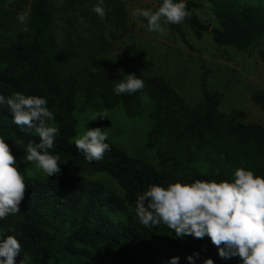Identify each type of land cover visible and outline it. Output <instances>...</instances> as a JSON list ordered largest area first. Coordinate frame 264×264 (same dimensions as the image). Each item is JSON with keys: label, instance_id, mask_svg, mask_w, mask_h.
<instances>
[{"label": "trees", "instance_id": "obj_1", "mask_svg": "<svg viewBox=\"0 0 264 264\" xmlns=\"http://www.w3.org/2000/svg\"><path fill=\"white\" fill-rule=\"evenodd\" d=\"M0 1L9 6L0 10V28L9 30L25 0ZM75 1L66 0L65 5L75 9ZM156 2L159 6L162 0ZM186 2L192 16L184 22L197 38L210 30L215 44L246 51L264 36V0H208L214 26L199 20L194 0ZM97 3L94 0L80 10L97 31L94 39H86L70 26L66 43L58 51L50 29L48 0H32L26 25L0 46V94L19 91L48 101L58 129L55 146L49 151L59 155L61 168L56 178L25 177L21 210L0 220V234H12L21 242L17 264L25 255L30 257L28 264H169L176 256L178 264H189L186 257L193 252L200 253L196 264L204 258H212L214 264H240L239 257L221 259L208 237L181 240L163 224L145 228L138 222L135 201L152 183L230 180L240 166L264 176V127L244 122L242 110L220 111L218 93L205 90L203 101L189 106L162 78L149 77L141 68L130 73L143 79L144 88L133 94H115L114 80L123 78L122 65L98 54L108 39L122 36L126 11L121 0H103V22L92 11ZM171 25L184 40L180 27ZM25 26L27 33L22 30ZM258 53L264 63V49ZM74 56L80 61L66 69L64 64ZM77 96L82 97L81 108L122 104L130 116L147 114L151 119L148 145L157 146L155 164L133 158L109 141L111 150L103 159L88 162L69 141L75 133ZM251 98L264 111V93L254 90ZM0 137L10 146L17 165L25 160L27 143L40 139L34 130L13 123L6 108L0 109ZM96 173L109 175L119 190L93 178Z\"/></svg>", "mask_w": 264, "mask_h": 264}, {"label": "clouds", "instance_id": "obj_2", "mask_svg": "<svg viewBox=\"0 0 264 264\" xmlns=\"http://www.w3.org/2000/svg\"><path fill=\"white\" fill-rule=\"evenodd\" d=\"M102 5L103 0H99L92 7L101 18L106 14ZM132 15L144 18L149 32L166 36L168 29L164 24H180L191 18L192 11L186 0H162L156 10L136 7ZM16 19L26 25L28 15L21 12ZM22 30L29 31L27 26ZM144 86L143 79L129 73L114 80L113 90L117 95L133 94ZM47 104L41 96L19 91L8 96L0 94V109L6 108L13 123L34 130L40 138L38 143L30 140L23 149L26 161L51 177L59 176L61 168L59 155L49 151L55 146L58 129L49 123L54 120V113ZM106 117L105 112H99L90 120ZM107 139L106 129L86 128L83 134H78L74 145L88 162L100 161L105 152L111 150ZM26 190L17 159L5 139L0 137V220L20 212ZM135 212L138 222L145 228L163 224L181 240L187 236L208 237L221 259L239 257L240 264H264V176L255 174L254 170L236 167L230 180L197 178L191 182L177 179L163 185L152 183L137 196ZM21 252L22 245L16 236L0 234V264H17ZM186 258L189 264H196L200 253L193 252ZM179 259L172 257L169 264H178ZM29 260L25 255L20 264H28ZM202 264H214V260L204 258Z\"/></svg>", "mask_w": 264, "mask_h": 264}, {"label": "rangeland", "instance_id": "obj_3", "mask_svg": "<svg viewBox=\"0 0 264 264\" xmlns=\"http://www.w3.org/2000/svg\"><path fill=\"white\" fill-rule=\"evenodd\" d=\"M65 1L48 0L52 16L50 29L55 34L58 51L66 43L65 33L70 26L86 39H94L97 35L95 27L80 13L85 5L93 3L94 0H76L75 9L68 8ZM121 1L126 11L122 36L117 40L108 39L112 27H107L104 33L105 39L109 42L98 56L118 61L122 65L123 76L141 68L149 77L162 78L189 106L203 101L205 90L208 93H218L221 96L218 106L220 111L227 113L231 109L242 110L245 113L242 119L244 122H256L264 127V111L251 98L254 90L264 93V63L258 53L260 49H264V36L246 51L215 44L210 30L202 31L201 37L197 38L185 22L177 24L184 33V40L171 24L163 25L168 29V34L160 36L158 33L148 31L144 18L132 15V10L136 7L156 10L158 8L156 0ZM194 1L198 4L195 12L199 20L211 26L216 25L208 0ZM242 1L253 3L258 0ZM31 2L32 0L22 2L21 8L16 12L17 15L21 12L28 15ZM8 8L6 3L0 1V10ZM99 18L105 21V17ZM21 26L22 24L16 20L9 30L0 28V46L15 38ZM78 58L80 57L74 56L67 61L64 64L65 68H75L80 61ZM81 99V96L76 97L75 133L69 138L70 142L74 143L78 134H83L86 128L100 127L106 129L107 141L114 146L133 158L155 164L157 146L148 145L151 119L147 114L130 116L122 104L108 108L92 105L81 108ZM99 112H105L107 117L90 120ZM49 123L57 127L55 121ZM17 166L24 177L50 178L26 159L22 165ZM92 177L100 179L116 191L119 190L116 181L106 173H96Z\"/></svg>", "mask_w": 264, "mask_h": 264}]
</instances>
